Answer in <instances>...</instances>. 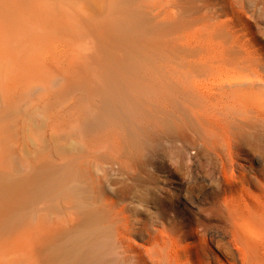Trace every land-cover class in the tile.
Wrapping results in <instances>:
<instances>
[{"label": "rangeland", "instance_id": "obj_1", "mask_svg": "<svg viewBox=\"0 0 264 264\" xmlns=\"http://www.w3.org/2000/svg\"><path fill=\"white\" fill-rule=\"evenodd\" d=\"M118 1L132 0H0V264H38L34 186L43 171L61 169L67 182L74 171L103 172L107 197V182L117 173L132 222L173 218L183 243L208 249L217 257L213 264L225 263L214 241L229 239L220 202L264 193V127L224 128L212 150L199 124L169 120L161 102L165 73L152 72L148 60L135 70L131 54L117 50ZM176 1L200 12L224 10L223 20L241 15L244 41L264 59V0H243V8L239 0ZM152 82L160 88L154 107ZM107 94L130 104L129 117L85 127ZM231 182L239 193H230ZM208 229L220 234L203 242ZM130 240L135 248L144 244Z\"/></svg>", "mask_w": 264, "mask_h": 264}, {"label": "bare ground", "instance_id": "obj_2", "mask_svg": "<svg viewBox=\"0 0 264 264\" xmlns=\"http://www.w3.org/2000/svg\"><path fill=\"white\" fill-rule=\"evenodd\" d=\"M137 1L116 3L117 50L120 56L131 54L136 62L130 67L137 65L135 70L148 60L155 64H150L152 72L165 73L160 88L166 95L161 102L169 120L199 124L211 139L212 150L224 128L264 127V59L251 50L250 39L244 41L248 33L241 15L228 21L220 19L224 10L200 12L176 0H153L146 6ZM239 4L243 8V0ZM149 88L153 102L149 104L154 107L160 88L155 82ZM99 105L97 114L87 116L90 123L85 127L103 122L117 125L129 117L130 104L114 94L102 95ZM113 138L117 145V136ZM102 173L74 171L71 182L61 169L39 174L34 186L39 200L38 264H213L217 260L208 249L199 251L196 243L184 244L181 224L173 218L162 219L160 225L132 222L128 205L119 198L117 173L106 185L110 197L105 195ZM235 187L229 183L230 193H236ZM246 193L220 202L229 239L214 241L225 260L217 264H264V193ZM182 198L192 202L190 194ZM219 234L208 229L201 241L212 242ZM133 236L144 243L140 249L132 247Z\"/></svg>", "mask_w": 264, "mask_h": 264}]
</instances>
